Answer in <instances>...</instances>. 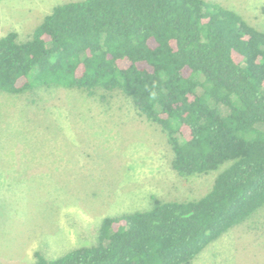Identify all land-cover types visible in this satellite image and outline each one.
<instances>
[{"label": "trees", "instance_id": "16d2710c", "mask_svg": "<svg viewBox=\"0 0 264 264\" xmlns=\"http://www.w3.org/2000/svg\"><path fill=\"white\" fill-rule=\"evenodd\" d=\"M119 92L157 125L179 177L219 171L203 196L105 217L96 245L32 264H191L264 207V32L207 0H80L26 41L0 37V92ZM105 99V96H100Z\"/></svg>", "mask_w": 264, "mask_h": 264}, {"label": "rangeland", "instance_id": "374dc122", "mask_svg": "<svg viewBox=\"0 0 264 264\" xmlns=\"http://www.w3.org/2000/svg\"><path fill=\"white\" fill-rule=\"evenodd\" d=\"M75 1L0 0V37L14 31L26 41L53 7ZM207 1L264 32V0ZM171 158L165 134L119 92H0V264L96 245L105 217L210 190L219 171L179 177ZM191 264H264V207Z\"/></svg>", "mask_w": 264, "mask_h": 264}]
</instances>
